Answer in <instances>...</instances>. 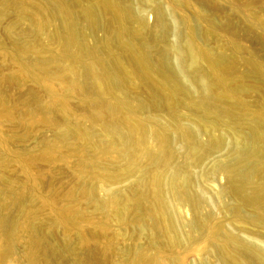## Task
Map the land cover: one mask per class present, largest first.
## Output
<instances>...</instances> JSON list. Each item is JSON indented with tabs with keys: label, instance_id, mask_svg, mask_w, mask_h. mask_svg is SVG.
Returning a JSON list of instances; mask_svg holds the SVG:
<instances>
[{
	"label": "rangeland",
	"instance_id": "374dc122",
	"mask_svg": "<svg viewBox=\"0 0 264 264\" xmlns=\"http://www.w3.org/2000/svg\"><path fill=\"white\" fill-rule=\"evenodd\" d=\"M120 1L151 26L155 25V17L149 3L154 2L164 10L163 23L171 27L160 45L174 42L183 46L187 29L182 18L186 16L202 47L214 54L223 52L226 55L220 59L223 65L228 60L237 62V72L228 77V83L233 84L239 75L250 74L241 58L255 57L264 63V0H214L215 5L211 4L212 0ZM93 2L84 0L83 5ZM80 9L81 6H74L75 25L85 34L82 39L85 46L95 50L84 61L95 63V58L106 55L101 41L104 31H92L81 17ZM254 20L258 22L254 24ZM18 22L0 18V205H5L0 216L17 218L11 228H0V264H223L219 253L222 247L244 254L242 243H247L264 250V217L257 219L253 206L241 204L240 192L231 188V177L223 172L224 167L232 173L251 172L252 183L244 188L253 190L264 182V172L257 167L264 160V144L258 141L252 144L245 131L217 122L196 104L179 98L178 115L169 124L174 127L178 123L181 130L187 131L189 145L196 144L198 149L193 154L190 146H183L180 141L171 143V165L177 172L190 173L197 187L207 189L201 215L215 235L186 243L175 239L173 233L170 237L153 234L149 238L147 231L143 233L132 223L148 215L146 209L148 202L151 203L137 189L130 188L137 175L115 185L98 187L96 179L83 168L93 159L91 148L88 145L83 149L84 140L64 135L66 126L92 128V108L87 103L97 101L99 96L93 91L88 94L85 89L81 93L70 90L68 65L62 58L64 46L50 35L59 28L60 21H49L37 39L27 36L23 40L15 39L21 36L17 32L28 31L30 23L28 19L22 20V25ZM212 22L219 32L209 29ZM114 24L113 20L112 28ZM7 29L14 31V39L4 34ZM112 40L111 36V45L118 50ZM235 41L244 50L241 55L235 51L232 44ZM153 45L157 50L158 45ZM159 58L169 69H175L176 55L159 53ZM96 67L100 66L96 64ZM83 76L79 71L73 79L79 82ZM253 78L264 83L259 75ZM182 81L191 84L188 78ZM237 89L242 90L249 113L264 108L261 91ZM131 90L135 101L150 97L140 82L133 84ZM217 93L219 100L213 103L214 109L229 99L222 88ZM104 98L112 101L110 94ZM198 98L195 96L194 100ZM160 112L165 115L164 111ZM154 114L140 107L134 119L160 123L162 120ZM52 117L55 124L46 119ZM98 136H94L95 141L99 140ZM211 139L215 144L207 146ZM174 181L181 184L179 177ZM93 185L99 199L114 193V199L120 200L118 190L127 189L132 204L129 203L125 215L120 217L116 209L99 208L86 193ZM183 189L192 188L184 185ZM16 199L22 211L15 209ZM111 205L116 208L115 203ZM186 208L180 214V228L191 230L194 216L190 206ZM252 264L264 263L252 261Z\"/></svg>",
	"mask_w": 264,
	"mask_h": 264
},
{
	"label": "bare ground",
	"instance_id": "6f19581e",
	"mask_svg": "<svg viewBox=\"0 0 264 264\" xmlns=\"http://www.w3.org/2000/svg\"><path fill=\"white\" fill-rule=\"evenodd\" d=\"M83 1L0 0V18H11L15 23L28 19L30 23L28 31L21 29L17 32L21 34L18 38L12 36L14 31L10 32L9 29L5 30L4 34L12 39L23 40L27 36L37 39L45 31L44 25L49 21L53 19L60 21L59 28L54 29L50 35L64 46L62 58L68 65L70 90L81 93L85 89V92L88 90V94L93 91L99 96L97 101L87 103V106L92 108V128L84 130L78 126H66L64 135L84 140L83 149L88 145L91 148L93 159L83 168L96 179L98 187L115 185L137 175L130 188L137 189L140 196L151 203L148 202L146 209L148 215L132 220L134 226L143 233L147 231L149 238L154 235L170 237L173 233L174 238L181 240L182 243L215 235L201 215L207 189L197 187L196 179L190 173L173 170L170 144L180 141L183 146L190 145L187 131L181 130L178 123L174 127L169 123H172L171 118L176 119L178 115L177 100L185 98L196 104L206 116L213 115L215 121L245 131L252 144L257 141L264 144V108L249 113L243 92L237 89L259 90L264 97V83H259L253 78V75H259L264 80V63L255 57L241 58L250 74L239 75L233 84L228 83V77L237 72V62L228 60L223 65L220 60L226 56L223 52L214 54L202 47L193 35L186 16L182 18L187 29L183 46L174 42L160 45L171 26L163 23L164 10L158 4L149 3L155 17V25L151 26L141 15H133L131 7L124 6L120 0H94L89 6L83 5ZM211 4L215 5L216 1L212 0ZM74 6H81L80 15L88 22L92 31L95 29L104 31L101 41L106 55L95 58L99 69L95 63L84 61V57L90 53L93 56L95 50L87 48L82 40L85 34L75 25ZM109 13L110 17H107ZM198 16L203 18L201 14ZM113 20L116 24L112 28ZM255 20L254 24L258 22ZM209 24V29L213 33L218 31L216 26L212 25L213 22ZM110 35L118 50L113 49ZM202 35L206 38L204 30ZM153 44L158 45L157 50ZM232 44L239 55L243 48L239 43L237 45L236 41ZM119 51L122 54L118 53ZM159 53L176 55L178 60L174 70L163 63ZM206 70L212 75V79L208 78ZM79 71L83 72L84 79L78 82L73 76ZM183 78H188L191 84H185ZM138 82L150 97H141L135 101L132 98L131 86ZM219 87L225 91L229 99L214 109L213 103L219 100L217 97ZM106 94H110L112 101L104 98ZM195 96L199 97L198 100H194ZM140 107H146L148 112H155L154 115L159 116L158 119L162 121L149 124L147 120L134 119L138 116ZM43 108L48 110V106ZM160 111H164L165 115ZM46 119L52 124H55L54 120L56 122L53 117ZM150 119L153 120V117ZM198 121L199 119H196V122ZM198 124L205 126L201 121ZM177 130H180L179 134L173 135ZM95 135H99L98 141L94 140ZM106 135L110 137H104ZM213 144L215 141L211 139L207 146ZM197 149L196 144L190 146V152L193 154ZM242 160L241 156L239 162ZM257 167L264 172V160L260 161ZM223 172L231 177V188L240 192L241 204L253 206L257 212L256 218H263L264 182L255 185L253 190L246 191L244 185L248 186L253 180L251 172H247L246 175L232 173L226 167L223 168ZM166 177L169 178L165 180ZM178 177L181 184L174 181ZM184 185L191 187V191L184 190ZM86 193L99 208L116 209L120 217L125 215L129 203L132 204L127 189L118 190L120 200L114 199V193L99 199L95 185L88 188ZM111 203H115L116 208ZM187 205L194 216L191 230L180 228V214L181 211L187 210ZM4 206L1 204L0 209L2 210ZM14 207L17 211H22L19 199L15 200ZM15 217L1 215L0 228H11L17 221ZM242 246L245 248L244 254L222 247L219 253L223 264H252V261L264 263V250L247 243H242Z\"/></svg>",
	"mask_w": 264,
	"mask_h": 264
}]
</instances>
